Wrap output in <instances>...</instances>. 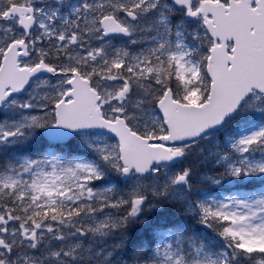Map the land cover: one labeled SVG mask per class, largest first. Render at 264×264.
Returning <instances> with one entry per match:
<instances>
[{
	"label": "snow or ice",
	"instance_id": "1",
	"mask_svg": "<svg viewBox=\"0 0 264 264\" xmlns=\"http://www.w3.org/2000/svg\"><path fill=\"white\" fill-rule=\"evenodd\" d=\"M0 264H264V0H0Z\"/></svg>",
	"mask_w": 264,
	"mask_h": 264
}]
</instances>
